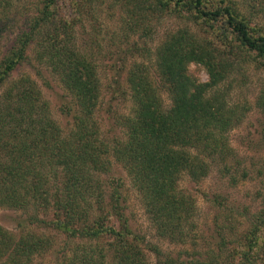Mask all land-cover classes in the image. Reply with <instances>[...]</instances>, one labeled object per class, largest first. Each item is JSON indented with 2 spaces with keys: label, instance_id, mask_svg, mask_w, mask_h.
I'll list each match as a JSON object with an SVG mask.
<instances>
[{
  "label": "trees",
  "instance_id": "obj_1",
  "mask_svg": "<svg viewBox=\"0 0 264 264\" xmlns=\"http://www.w3.org/2000/svg\"><path fill=\"white\" fill-rule=\"evenodd\" d=\"M130 1L145 11L184 13L203 25L204 33L206 27L215 31V24L221 23L225 33L213 37L222 45L197 39L187 29L168 34L154 55L155 80L146 65L128 70L124 81L131 115L121 121L123 138L105 141L95 120L101 98L97 66L73 41L76 6L66 14L60 0H42L37 15L0 59V209L22 214L16 232L0 226V264H31L33 256L53 250V241L32 227L63 235L64 243L53 250V264H148L144 238L131 230L125 216L120 186L105 196L98 178L110 169L108 156L126 171L157 236L184 244L193 229L196 205L178 188L180 176L185 173L199 181L208 174L207 159L232 155L227 133L248 108L230 104L228 92L219 88L232 67L227 53L234 43L240 51L254 53V61L264 68V34L221 0L215 5L210 0ZM1 4L4 14L9 3ZM31 52L70 97V105L61 108L71 120L67 133L52 118L50 104L34 80L28 75L10 78ZM190 64L200 66L207 81L190 75ZM156 80L169 97L168 109L162 106ZM256 107L264 118V90ZM263 227L264 210L224 257L209 252L205 260L195 255L187 260L146 247L157 264H264Z\"/></svg>",
  "mask_w": 264,
  "mask_h": 264
},
{
  "label": "rangeland",
  "instance_id": "obj_2",
  "mask_svg": "<svg viewBox=\"0 0 264 264\" xmlns=\"http://www.w3.org/2000/svg\"><path fill=\"white\" fill-rule=\"evenodd\" d=\"M7 1L9 4L4 14L0 5V21L6 23H0V59L14 37L28 26L29 19L35 17L42 6V0ZM221 1L230 4L250 27L264 34V0ZM221 1L210 0L214 5ZM60 4H66V14L76 6L78 20L74 26L73 41L78 49L89 54L97 66L101 98L95 120L100 138L105 141L123 138L125 130L121 121L132 111L129 89L124 81L131 67L148 66L150 78L155 80V72H152L154 55L168 34L187 29L195 38L210 40L215 47H221L222 42L213 35L225 33V28L220 27L221 23L215 24V31L206 27L207 33H204L201 30L203 25L199 26L184 13L145 11L136 8L130 0H126V3L121 0H60ZM231 45L233 48L227 53V59L232 67L228 78L219 88L228 92L230 104L247 105L248 111L227 133L232 155L223 160L218 157L207 159L208 174L199 181L192 180L185 173L180 176L178 188L192 196L196 205L192 217L193 229L184 244L171 243L157 236L126 171L112 156H108V172L98 174L105 196L116 185L120 186L119 191L125 199V216L131 230L144 238L148 264H157V258L147 245L156 246L165 256L177 257L181 254L187 260L193 255L205 260L209 252L215 255L221 252L224 257L233 246L234 239L245 234L257 214L264 210V118L256 107V100L264 90V68L254 61V53L240 51L234 43ZM34 57L31 52L28 61L19 66L10 78L28 75L34 80L50 104L52 118L67 133L71 120L61 112V108L70 105V97L58 78L44 64L35 62ZM188 72L202 82L208 79L206 72L198 65L190 64ZM155 85L163 108L168 109L170 101L167 93L157 80ZM21 215L18 211L0 209V226L16 232V222ZM31 230L53 241L54 251L64 243L61 234L37 227ZM220 234L225 244L220 240ZM215 243H220L218 252ZM53 250L33 256L31 264H53ZM106 255L109 262L110 253Z\"/></svg>",
  "mask_w": 264,
  "mask_h": 264
}]
</instances>
